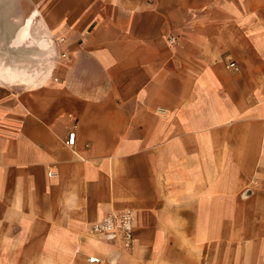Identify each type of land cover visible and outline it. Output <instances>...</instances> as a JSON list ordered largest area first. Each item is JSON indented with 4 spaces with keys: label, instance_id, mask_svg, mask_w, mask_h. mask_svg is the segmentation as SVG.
<instances>
[{
    "label": "crops",
    "instance_id": "crops-1",
    "mask_svg": "<svg viewBox=\"0 0 264 264\" xmlns=\"http://www.w3.org/2000/svg\"><path fill=\"white\" fill-rule=\"evenodd\" d=\"M49 1L81 42L0 22V264H264V0Z\"/></svg>",
    "mask_w": 264,
    "mask_h": 264
},
{
    "label": "built area",
    "instance_id": "built-area-1",
    "mask_svg": "<svg viewBox=\"0 0 264 264\" xmlns=\"http://www.w3.org/2000/svg\"><path fill=\"white\" fill-rule=\"evenodd\" d=\"M174 42V38H170ZM227 66L234 67L235 62L231 61ZM66 143H74V132H70ZM90 234L98 239L111 242L124 250H130L134 242V223L132 212L128 209L111 211L106 213L101 220L94 222L89 227ZM91 264H101L102 260L96 255L87 257Z\"/></svg>",
    "mask_w": 264,
    "mask_h": 264
},
{
    "label": "rangeland",
    "instance_id": "rangeland-1",
    "mask_svg": "<svg viewBox=\"0 0 264 264\" xmlns=\"http://www.w3.org/2000/svg\"><path fill=\"white\" fill-rule=\"evenodd\" d=\"M49 0H0V22H4V23H8L9 21H11L12 17H13V13L15 12H27V8H29L30 6H36L38 8L42 9L43 12V16L44 19L46 20V22L48 23V25L50 26V28L52 30H50V39L54 40L56 43H59V45L64 46V45H76L77 42H81L83 40V37L85 36V32H69V31H58V30H54V26L53 24L56 23L53 20L52 17V21L49 22L50 17L47 14V9H48V5H49ZM53 2V1H52ZM56 3L58 2H62V1H55ZM58 19H60V21L63 19V16L58 17ZM22 20H20L21 22ZM12 22V21H11ZM59 22V21H58ZM62 23V22H61ZM41 28V29H40ZM38 29L42 30V32L40 33V36L43 37V39H49V33H48V29H47V25L46 24H42ZM57 29V26H56ZM0 34H2V32H0ZM53 42V41H51ZM169 42L172 43L170 41V37H169ZM2 44L1 40H0V45Z\"/></svg>",
    "mask_w": 264,
    "mask_h": 264
}]
</instances>
